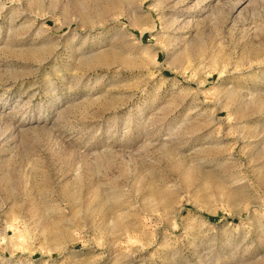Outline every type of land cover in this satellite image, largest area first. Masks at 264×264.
I'll use <instances>...</instances> for the list:
<instances>
[{
  "label": "rangeland",
  "instance_id": "obj_1",
  "mask_svg": "<svg viewBox=\"0 0 264 264\" xmlns=\"http://www.w3.org/2000/svg\"><path fill=\"white\" fill-rule=\"evenodd\" d=\"M0 264H264V0H0Z\"/></svg>",
  "mask_w": 264,
  "mask_h": 264
}]
</instances>
